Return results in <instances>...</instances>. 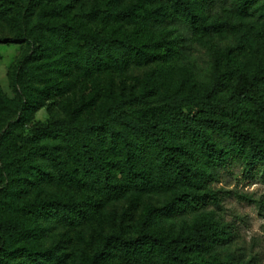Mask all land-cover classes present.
<instances>
[{
  "label": "rangeland",
  "instance_id": "374dc122",
  "mask_svg": "<svg viewBox=\"0 0 264 264\" xmlns=\"http://www.w3.org/2000/svg\"><path fill=\"white\" fill-rule=\"evenodd\" d=\"M128 8L134 12L133 19L117 16ZM159 12H173L169 0H0V224L14 220L36 231L31 237L4 238L0 226V264H30L27 255L11 252L31 245L57 249L64 255L61 264H86L105 235L121 228L136 235V223L148 208L169 198L164 192H129L106 200L93 222L71 227L51 220L32 205L78 199L83 191L59 180L77 165L74 144L57 133H45L43 124L64 121L77 126L88 118L97 120L102 109L124 95L141 93L148 95L147 101L130 103L129 112L138 119H153L163 95L204 94L224 74L231 79L220 87L218 108L232 112L237 100L231 98V85L237 76L264 67V19L259 16L230 7L206 10L207 22L215 29L201 30L185 44L172 28L151 26ZM61 27L74 34L131 39L150 58L122 71L110 68L86 76L63 65L82 41L74 36L61 42ZM18 37L25 40L7 42ZM40 46L45 50L38 56L35 51ZM20 61L28 71L18 74V88L26 101H33L22 110L13 89ZM152 74H157L155 83H150ZM90 99L94 104L82 109ZM239 117L245 124L253 122L251 103H242ZM56 156L62 165L51 161ZM214 186L224 191L218 206L212 205L204 214L166 216L161 233H188L196 221L214 217L230 235L221 258L264 264V181L244 177L238 167L224 173ZM104 264L127 263L116 259Z\"/></svg>",
  "mask_w": 264,
  "mask_h": 264
},
{
  "label": "trees",
  "instance_id": "16d2710c",
  "mask_svg": "<svg viewBox=\"0 0 264 264\" xmlns=\"http://www.w3.org/2000/svg\"><path fill=\"white\" fill-rule=\"evenodd\" d=\"M190 1L169 0L173 12L168 15L159 12V18H154L151 26L159 30L170 27L179 33L182 43L188 44L191 35L215 29L214 24L207 22L206 10L221 11L230 7L264 19V0H194L193 4ZM117 16L133 19L134 12L128 8ZM58 34L61 42L74 36L82 41L79 50L63 65L81 70L86 76L110 68L122 71L150 58L147 50L128 38L74 34L62 27ZM24 40L18 37L7 42ZM44 50L41 47L35 53L39 56ZM17 68L13 89L22 110L33 101L25 100L17 81L20 72L28 71V65L20 61ZM156 76H150V83H155ZM230 79L224 74L201 95H163L153 119H138L129 112L130 103L147 101L148 95L141 93L124 95L102 109L97 120L88 118L77 126L64 121L43 124L45 133H57L74 144L77 165L59 180L79 188L83 194L78 199L36 202L32 207L55 222L78 227L98 219L106 200L121 198L129 192L169 193L165 204L150 206L136 223V235L124 228L108 233L86 264H104L116 259L127 264H243L236 257L235 261L221 258L230 235L226 234V225L214 217L196 221L188 233L164 234L160 227L166 216L204 214L212 205L218 206L224 191L214 183L224 173H232L239 167L244 177L264 181V94L261 93L264 67L237 76L231 85V98L237 100V109L226 112L218 108L221 99L217 94ZM61 88L58 85L57 90ZM243 102L251 103L254 110L251 124L240 120ZM93 104L90 99L81 108ZM51 161L62 165L57 156ZM47 177L51 179L52 175ZM0 226L4 238L36 234L34 229L14 220L2 222ZM11 254L27 255L30 264H61L64 256L57 249L32 245Z\"/></svg>",
  "mask_w": 264,
  "mask_h": 264
}]
</instances>
